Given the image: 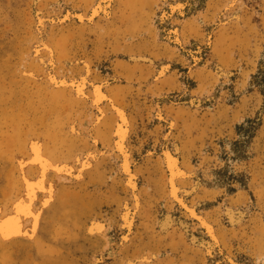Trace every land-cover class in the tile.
<instances>
[{
  "label": "rangeland",
  "instance_id": "obj_1",
  "mask_svg": "<svg viewBox=\"0 0 264 264\" xmlns=\"http://www.w3.org/2000/svg\"><path fill=\"white\" fill-rule=\"evenodd\" d=\"M112 105L127 116L131 174ZM33 141L54 197L42 207L39 194L33 238H0V264H264V0H0L3 215L41 176Z\"/></svg>",
  "mask_w": 264,
  "mask_h": 264
},
{
  "label": "bare ground",
  "instance_id": "obj_2",
  "mask_svg": "<svg viewBox=\"0 0 264 264\" xmlns=\"http://www.w3.org/2000/svg\"><path fill=\"white\" fill-rule=\"evenodd\" d=\"M98 1V0H97ZM109 1V0H108ZM102 10V7L100 5L95 6V8L93 7V13H92V17L96 16L98 13H100V11ZM78 15V14H77ZM76 15V16H77ZM83 15L79 14V17L81 19ZM84 17V16H83ZM91 17V16H90ZM91 17V18H92ZM82 21V20H81ZM38 54V53H37ZM49 59V58H48ZM139 59V58H138ZM146 59V58H145ZM43 61V60H42ZM45 62V61H44ZM42 62V64L44 63ZM46 65V64H45ZM50 66V65H49ZM47 68V67H46ZM89 69V68H88ZM48 70V69H47ZM87 71V68H86ZM90 71V70H89ZM163 71V70H162ZM161 72V70L159 71ZM87 73V72H86ZM85 73V74H86ZM163 73V72H161ZM88 74V73H87ZM52 75V74H51ZM162 75V74H161ZM164 75V74H163ZM49 76V75H48ZM84 76V75H83ZM88 76V75H87ZM62 79V78H61ZM64 79V78H63ZM82 79V78H81ZM52 80V79H51ZM50 80V81H51ZM53 81V80H52ZM56 81V78H55ZM67 81V80H66ZM71 81V80H70ZM79 81V80H78ZM85 81V79H84ZM69 82V81H68ZM56 83V82H55ZM52 84V83H51ZM64 84V81L61 82V85ZM69 84V83H68ZM73 86L75 85V83H72ZM57 85V84H56ZM67 85V84H66ZM58 86V85H57ZM56 86V87H57ZM60 86V85H59ZM76 89L75 91L77 92L78 96H85L84 94V87H85V83H81V84H77L75 85ZM74 86V87H75ZM72 87V86H71ZM60 88V87H59ZM73 89V88H72ZM92 105H94V107L99 109V106L102 104V102H104V100H106L108 98L107 94L104 92L103 90V86L96 84L94 85L93 91H92ZM76 95V93H75ZM76 95V97H78ZM110 100V97H109ZM91 103V102H90ZM113 106V105H112ZM114 110L116 112V117L118 118V122L116 124L115 127V131H114V137H115V150L118 151L119 153H126L123 155L122 157V164L121 167L122 169H124V171L129 172V161L131 160H127L128 154H127V150H126V139L127 136L129 135V127H128V120H127V116L124 112V110H122L119 107L113 106ZM101 110V108H100ZM103 113V111H102ZM103 115V114H102ZM73 130V128H72ZM37 141V140H36ZM34 142V141H33ZM31 144V143H30ZM41 144V143H40ZM37 142H34L30 147H32V160H30V164H37L41 170V176L39 178H37V180H33V179H25V193H23L24 195H22V198L18 199L13 207L12 210L9 213H6L3 215V208H0V238L4 239V240H10L14 237H27V238H33L38 230V226H39V221H40V212L42 210H37V208L35 209V203L37 201V199L39 198V194H43L42 197V207H46L50 204V202L53 199V189H54V185L53 183H47L46 182V173L47 170L49 169V164L48 162L50 160H48L46 158V156L44 155V152H42V146ZM168 151V150H166ZM129 153V152H128ZM130 154V153H129ZM165 163L166 166L168 168V172L169 174V180H168V184L170 187V195L172 197V199H175L176 202H183L182 199L179 196V187H177L175 180L176 178L180 175L181 173V169L180 171L178 170L177 166L178 164V158L172 154L171 152H166L165 153ZM51 162V161H50ZM84 162V161H83ZM86 162V160H85ZM25 163V162H24ZM24 163L22 164V166L24 165ZM27 163V162H26ZM25 163V164H26ZM29 163V162H28ZM53 163V162H52ZM21 164V163H20ZM55 164V163H54ZM27 167L28 164L26 165ZM25 166V167H26ZM34 166V165H33ZM53 167V164L51 165ZM70 166V165H69ZM88 166V165H87ZM86 166V167H87ZM90 166V165H89ZM24 167V168H25ZM50 167V168H52ZM85 167V166H84ZM180 167V166H179ZM23 169V167H21ZM21 168L19 170H21ZM54 168L58 171L56 172H61L64 170L63 165H54ZM53 168V169H54ZM73 168V167H72ZM80 168V167H79ZM67 169V167H66ZM65 169V170H66ZM121 169V170H122ZM72 170V169H71ZM27 171V170H26ZM65 172V171H64ZM68 172V170H67ZM27 173V172H26ZM25 173V174H26ZM66 173V172H65ZM69 173V172H68ZM124 173V172H123ZM132 173V172H131ZM129 172V174H131ZM24 174V173H22ZM57 174V173H56ZM128 174V173H127ZM69 175V174H68ZM134 175V174H133ZM184 175V174H183ZM60 176V175H59ZM24 177V176H23ZM22 177V178H23ZM180 178L182 176H179ZM128 185L129 187L131 186L133 189L136 187V183L134 182V177L133 176H129L128 177ZM24 186V185H23ZM181 195V194H180ZM136 198V197H135ZM184 200V199H183ZM184 205V204H183ZM187 205V204H186ZM182 206V205H181ZM185 206V205H184ZM41 207V209H42ZM188 207V206H187ZM138 208V207H137ZM190 208V207H189ZM187 209V208H186ZM189 210V209H188ZM191 212H194L193 208H190ZM226 211V210H225ZM236 210L233 211V209H231V207L229 209H227L226 214L229 216V219H231V221H235V218L237 216V211ZM188 212V213H191ZM242 214V213H241ZM133 216V215H132ZM196 216V215H194ZM200 216V215H199ZM131 213L129 210H126L122 216L124 223H127L128 226H131ZM172 216H169L166 218L164 225L168 226L171 222ZM201 218V217H200ZM240 218V217H239ZM199 219V218H198ZM204 219V218H202ZM237 219V218H236ZM239 220V219H238ZM237 220V221H238ZM164 221V219H163ZM204 221V220H203ZM206 221V219H205ZM174 222V221H173ZM201 222V221H200ZM105 223V222H104ZM104 223H102L100 220L97 221L96 219L92 220L90 223V226L88 231L90 234H104V238L108 233V228L107 225H105ZM207 230L209 231L210 234H213V228L211 225H209L208 223H203ZM124 225V224H123ZM171 225H169L170 227ZM163 228H165L164 226H162ZM131 228V227H130ZM168 228V227H167ZM129 229V228H128ZM166 229V228H165ZM103 236V235H102ZM108 238V236H107ZM216 238V236H215Z\"/></svg>",
  "mask_w": 264,
  "mask_h": 264
}]
</instances>
